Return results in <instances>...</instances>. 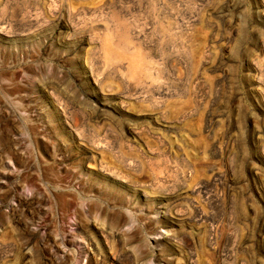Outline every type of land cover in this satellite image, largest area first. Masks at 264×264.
<instances>
[{
	"label": "rangeland",
	"instance_id": "rangeland-1",
	"mask_svg": "<svg viewBox=\"0 0 264 264\" xmlns=\"http://www.w3.org/2000/svg\"><path fill=\"white\" fill-rule=\"evenodd\" d=\"M0 264H264V0H0Z\"/></svg>",
	"mask_w": 264,
	"mask_h": 264
},
{
	"label": "bare ground",
	"instance_id": "bare-ground-1",
	"mask_svg": "<svg viewBox=\"0 0 264 264\" xmlns=\"http://www.w3.org/2000/svg\"><path fill=\"white\" fill-rule=\"evenodd\" d=\"M3 183V182H2ZM23 197V196H22ZM20 198V197H19ZM30 199V198H29ZM28 198L26 199V197L24 199H18L17 202V206L21 207L22 209H32V207L34 206L33 202L31 200H29ZM34 208V207H33ZM21 210V209H20ZM35 212V211H34ZM35 224V223H34ZM45 242V241H44ZM67 244H70V241H65ZM61 256V255H60Z\"/></svg>",
	"mask_w": 264,
	"mask_h": 264
}]
</instances>
